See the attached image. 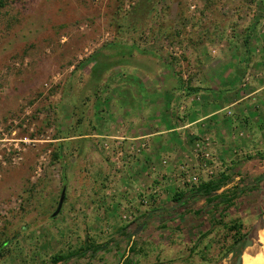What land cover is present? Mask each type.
Listing matches in <instances>:
<instances>
[{
	"label": "rangeland",
	"instance_id": "rangeland-1",
	"mask_svg": "<svg viewBox=\"0 0 264 264\" xmlns=\"http://www.w3.org/2000/svg\"><path fill=\"white\" fill-rule=\"evenodd\" d=\"M250 44L264 46V0H0V264L89 246L102 249L58 264H237L263 227L264 99L225 134L179 131L178 158L196 161L178 183L140 180L156 144L128 138L184 126L207 103L191 89H232ZM222 176L231 207L191 196Z\"/></svg>",
	"mask_w": 264,
	"mask_h": 264
},
{
	"label": "crops",
	"instance_id": "crops-1",
	"mask_svg": "<svg viewBox=\"0 0 264 264\" xmlns=\"http://www.w3.org/2000/svg\"><path fill=\"white\" fill-rule=\"evenodd\" d=\"M243 49L245 55H243L240 59L242 60V62L237 64V67L241 69L240 76L234 77L235 80L233 82L232 89H229V91H227L226 89H218V91L212 90V92H203L202 94L201 91L195 93L194 96L201 95L202 97V95H204L207 103L205 102L202 105L196 103L194 105L195 107L191 109L192 112L190 111V115L186 117V121H182L183 123H186L184 124V126L177 125L166 128L165 130L150 131L154 133H148L147 131H145V133L143 134L141 128L137 129L135 126L134 129L132 128L130 133L133 135V137L128 138L129 140L137 139L136 141H138V143H144L148 141L151 144H156L155 151L153 150L154 152L152 154V156H155L154 159L152 158L148 161L146 157L147 160H145V163L140 164L141 169L137 171L133 170L134 173H137V176L140 180L142 179L146 181L149 179L150 182L155 183L156 181H160L162 177L163 180H170V182H172V179H176L175 181L177 183L178 181H182V179H185L188 176L191 170H189V168H191L192 164L196 160H193L189 157L184 159L178 158V150L186 148L185 144L182 142V138L180 137L181 133L179 131L185 129L186 133H188L189 131H193V134L198 135V133H200L199 135L201 136L213 133V131L211 130L216 131L217 134L220 135L221 129L223 131L222 133L225 134V131L228 130L231 125L237 126L238 124L244 122V116H249V114L247 113L248 111H250L249 108L252 106V103H254L255 101L259 102L264 99V46L257 47L251 46L250 44L248 46H244ZM258 52L260 54H258ZM247 72H249L248 76H246ZM244 76L246 77L244 78ZM221 83L222 82L220 81V84ZM224 84L225 82L223 83V85ZM243 88L246 89V91H244ZM225 90L227 92H225ZM175 92L178 93L179 91L177 90ZM190 95H192V93ZM259 95H263V97L258 99L257 97ZM158 99L161 103H163L162 98ZM233 108L236 109H234L235 111H239L244 108L245 113H243L242 110L241 114L236 113L237 115L235 117L226 116V118L230 120V124L224 126L218 115H220V113L223 111L230 112L231 110L228 109ZM251 114L250 116L252 117ZM252 121L254 122L255 118L252 117V120L249 119V122ZM155 123L156 121H154V124ZM172 124L173 123L171 122V125ZM221 126H223V128ZM183 133L185 134V132ZM219 146L220 145L216 146V148L218 147L217 149H220ZM162 150L164 151V153L162 152ZM166 155L170 156L168 157ZM148 166H150L149 170ZM132 174L133 172L130 175ZM190 179L191 176H189V181ZM128 181H136V179L132 177L128 178ZM159 185L160 186H158V189H161V187H167V185L165 184L163 185L160 183ZM172 187L174 189L171 188V190H173L174 192L179 191V189L180 191L186 190V188L184 187L177 188V186L175 187L174 185Z\"/></svg>",
	"mask_w": 264,
	"mask_h": 264
},
{
	"label": "trees",
	"instance_id": "trees-1",
	"mask_svg": "<svg viewBox=\"0 0 264 264\" xmlns=\"http://www.w3.org/2000/svg\"><path fill=\"white\" fill-rule=\"evenodd\" d=\"M121 45V44H120ZM192 93H198L200 90L198 89H191ZM227 178L225 176L220 177V179L216 181H210L207 183H202L200 186L197 187L195 192L191 196H196L199 198H205L206 202L209 205H213L214 207H218L220 205H224L226 207H231L233 204V201L235 200L234 196L231 195V192H222L219 194V191H221L223 188H225L229 182L226 181ZM259 181V180H257ZM241 194L242 192H237L236 195ZM185 194L183 192L176 194L174 197V201L176 204L183 203V199H185ZM66 199V198H65ZM227 229L231 232L234 231V236H233V246L229 251H227V255L235 253V251L238 249L240 246V243H242L243 239L241 238L242 235L241 229H242V224L241 223H234L231 224L230 226H227ZM134 235H131V237ZM94 249V250H93ZM102 249L101 246H89L86 248H83L80 251L73 252V253H68V254H58L52 258V263L58 264L60 262H67L70 261L72 258H83L87 256V253L90 250H93V255L98 254V252ZM130 252H135V247L130 248ZM121 264H136L132 258H124V261Z\"/></svg>",
	"mask_w": 264,
	"mask_h": 264
},
{
	"label": "bare ground",
	"instance_id": "bare-ground-1",
	"mask_svg": "<svg viewBox=\"0 0 264 264\" xmlns=\"http://www.w3.org/2000/svg\"><path fill=\"white\" fill-rule=\"evenodd\" d=\"M242 264H264V229L255 232L254 246L243 251Z\"/></svg>",
	"mask_w": 264,
	"mask_h": 264
},
{
	"label": "water",
	"instance_id": "water-1",
	"mask_svg": "<svg viewBox=\"0 0 264 264\" xmlns=\"http://www.w3.org/2000/svg\"><path fill=\"white\" fill-rule=\"evenodd\" d=\"M65 198H66V191L64 190L61 194V198L57 207V210L53 213V217H57L62 209H63V205L65 202ZM143 229V226L141 225L134 233L138 234L141 230ZM262 229H264V218H263V227ZM254 246V240L253 239H248L245 243V249ZM242 259H243V254H241L237 260V264H242Z\"/></svg>",
	"mask_w": 264,
	"mask_h": 264
},
{
	"label": "built area",
	"instance_id": "built-area-1",
	"mask_svg": "<svg viewBox=\"0 0 264 264\" xmlns=\"http://www.w3.org/2000/svg\"><path fill=\"white\" fill-rule=\"evenodd\" d=\"M2 135H3V134L0 132V140H1ZM205 157L207 158V156H205ZM191 181H193L194 183H197V182L199 181V178H198L197 176H195V177L192 178ZM191 181H190V182H191Z\"/></svg>",
	"mask_w": 264,
	"mask_h": 264
}]
</instances>
